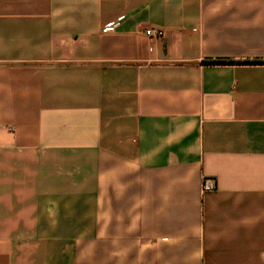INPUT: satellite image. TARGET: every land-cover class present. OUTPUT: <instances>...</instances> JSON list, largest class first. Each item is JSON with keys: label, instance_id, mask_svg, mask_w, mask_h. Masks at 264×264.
<instances>
[{"label": "crops", "instance_id": "1", "mask_svg": "<svg viewBox=\"0 0 264 264\" xmlns=\"http://www.w3.org/2000/svg\"><path fill=\"white\" fill-rule=\"evenodd\" d=\"M252 60L264 0H0V264H264Z\"/></svg>", "mask_w": 264, "mask_h": 264}, {"label": "built area", "instance_id": "2", "mask_svg": "<svg viewBox=\"0 0 264 264\" xmlns=\"http://www.w3.org/2000/svg\"><path fill=\"white\" fill-rule=\"evenodd\" d=\"M115 26V23H110L108 24L105 29L106 30H111ZM145 34L149 37H156V38H163L165 33L162 28H157V27H148L144 30ZM214 188V184L212 179L204 177L202 181V190L207 191L211 190Z\"/></svg>", "mask_w": 264, "mask_h": 264}, {"label": "trees", "instance_id": "3", "mask_svg": "<svg viewBox=\"0 0 264 264\" xmlns=\"http://www.w3.org/2000/svg\"><path fill=\"white\" fill-rule=\"evenodd\" d=\"M255 62H264V60H252ZM206 63H226V62H234V60L227 59V58H216V59H207L204 60Z\"/></svg>", "mask_w": 264, "mask_h": 264}]
</instances>
